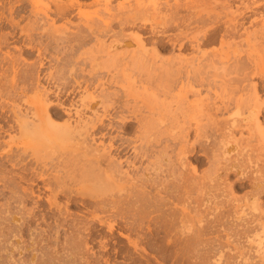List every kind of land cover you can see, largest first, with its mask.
I'll use <instances>...</instances> for the list:
<instances>
[{
	"label": "bare ground",
	"instance_id": "1",
	"mask_svg": "<svg viewBox=\"0 0 264 264\" xmlns=\"http://www.w3.org/2000/svg\"><path fill=\"white\" fill-rule=\"evenodd\" d=\"M80 1L71 0L65 5H60L59 1L58 3L55 2L53 11H55L56 17L58 16L59 19L62 18L63 20L67 18L68 20V17L75 12L73 9H79L78 12H75L77 13L76 16H78V14L81 15L83 11H80L82 10ZM111 1L113 0H105V2H107L105 5H108V2L111 4ZM150 1L141 2V0H138L135 5H131L127 8L125 3L120 2L118 11H116L117 9L114 10L112 5L111 7L106 6L108 8L106 10L108 14H105V8H101L103 9L102 14L99 13L101 9L99 11L96 10V12L98 11L97 15L104 16H98L99 19L97 15H95L99 19L98 21V19L94 17L98 21L97 24H94V13H92V17L90 14H85L87 15L86 17L90 15L87 18L88 20L86 17H83L87 21L82 24L83 26L81 25V27L77 28L76 31L73 29L75 32L72 31L70 34L69 31H66V28L62 29L59 27L60 30H65L63 31L64 34L68 32L66 34L67 36L62 32L64 36L55 35L57 31L59 33V29H56L57 31H51L54 23L52 22L53 25L52 23L46 24V21L48 22L49 19H46L44 23V20L41 19L43 16L41 17V15L45 13V10L42 11L43 13L41 15L35 13L37 16L28 31H26L24 27H21L19 21L16 20L18 16L16 12L19 10L15 5H10L9 8H7V10H10L9 16L0 17V22L11 29V31H7L8 33L0 32V53L3 52L4 46H8L15 40L17 41L21 35L25 34L28 38L27 41H29L26 45V49L29 50V52H23L22 55L26 53L28 56H32L37 53V58L41 60V58L45 56V53H48L47 50L49 48L47 45L58 41L68 45V47L65 45L67 49L65 48L64 52L69 51L67 55L69 57H64L69 60L64 63L69 67L68 69L64 66L69 74L65 75V78H63L59 77L58 72L56 73L58 77L54 76L55 73H53L54 75H49L48 73V82L52 84L50 88H48V85V87L43 86L45 83H42L43 85L41 86V82H43L40 81L43 68L42 60L39 64L36 62L37 64L33 63L28 65L29 68L32 69L30 73L34 72V75H30V73L29 75L25 74L30 70H27V72L24 70V73L22 70V75L20 70V65L24 61V59L21 58L22 55L15 57L7 51L2 53L3 57L0 58V71H2V73L0 72V76L3 78L6 77L5 84L0 83V157L4 160L2 161L3 163L0 164V187L3 186L2 188L10 192L13 200V203L7 205L3 204V206L6 205V207L0 209V221H3L0 223V241L12 240L16 234L20 233V236L16 239L17 242L11 246L12 251L10 250L11 252L17 251L19 254V256L17 255L19 259L16 257L18 260L13 262V264H27V262L28 264H42V262H45V260H38V251L36 250V246L40 245L45 238L39 240V244V236L36 239V237L33 238V235H31L30 239L28 238L31 243L27 245L26 243L29 242V240L27 239V242L24 240V234L28 232L30 236V233L33 232V225L35 226V223L39 220H41L42 223L50 222L52 220L51 218L57 215L56 213L59 212L61 214L63 211L65 214L67 211L64 210L67 207L65 206L66 208L64 207L61 211V207L63 206H61L58 201V199L60 200L62 197H66L68 202L71 203L80 197L84 205H81V207H84L83 210L92 209L91 212L93 211V214L89 213L92 214V220L100 225L107 226L111 231L115 230L121 223L109 221L110 219L105 220L107 216L106 218L102 217L104 214H112L117 217L121 216L122 220L123 218L127 219V217H130L133 222L129 219L125 224L131 226L134 224L138 225V223H140V226H143L146 225L144 223L147 222L148 225L146 227H148L147 229L153 237L160 234L159 232H162L160 229H163V233L167 235H164V238L165 236H169L168 238L170 240V238H173L172 236L170 237V233L177 223L183 224L189 220L191 222L192 220V217H187L189 214L186 209V204L191 203L192 199L195 198L192 196L193 193H198L195 198L198 205H201L199 202H202L204 195L207 196L208 203L212 201L211 199L215 200L216 203L220 196L218 192H220L221 189V192L226 189L223 187L225 186V182L228 183L227 179L229 176L234 175L237 177V179L235 177V187H237L238 190H244L249 186L252 191L242 198H237L235 193H233L234 188L232 185V189H230L231 193L229 192L230 194L228 195L229 198L226 196L227 201L225 202L224 200L225 205H223L229 210L227 214H230L231 208H233L236 213L240 210L243 214L249 210L252 214V218L249 217L251 220L246 219L247 224L244 223L243 232L241 230L242 234L240 231L237 233L240 235H248L255 231L254 229H261L264 233V202L262 200L264 199V122L261 121V117L264 116V0H188L182 2L180 0H175L174 5L167 6V8L164 9L161 8L162 3ZM236 2H239V4H236ZM37 4L38 3L35 5ZM51 4L52 3L48 4V6ZM0 5H2V2H0ZM45 5H47V3ZM39 7L41 8L40 5ZM50 8H52V6H50ZM36 9L35 7L33 15ZM183 10H188L189 15L186 17L181 16V11ZM37 12L39 13V11ZM47 14L48 13H46V15L44 14V16H48ZM38 16H40V18ZM90 17L92 18V23L89 22ZM17 19L19 18L17 17ZM82 19L80 23L83 22L84 19ZM52 20L53 19H51V21ZM158 20L160 23L157 22ZM247 24L250 25L249 28L246 27ZM44 25H49V27L52 26L51 30H48L52 32L51 35L55 31L56 33L53 34L54 36L47 35L46 29L49 27L47 26L45 28ZM135 26L139 27L136 33L131 35L125 34L128 27L132 28ZM159 26L162 28L160 31H158L157 28ZM54 27L56 28V26ZM19 29H21V33L18 37L17 30ZM175 30L179 32L175 34L173 32ZM170 31L175 35L169 36L168 34H171ZM40 32L43 34L45 33L48 37L50 36V41L52 40L54 42H47L48 44L44 46L42 42V40H44V38H42L43 34L41 35ZM50 32L48 33L50 34ZM36 35L39 36L37 37ZM103 38L112 39L111 45L109 48L107 47L109 49V52H107L110 56L113 55L112 52L117 56L118 52H120V54L122 52L127 54L125 52L129 51L130 53V49L131 52L134 51L133 53L135 54L132 55L131 60L130 58L128 59L129 61L125 60L122 62V60H118L117 65L114 66V68L120 67V71L125 74L124 76L127 75L126 77H128L131 87L133 84L134 86L140 84L144 89L147 88L146 86L152 87L155 82H157V84H162L163 82L169 84H164L165 86H154L157 91L161 87L165 88H162L163 91H159V94L161 92V95L164 96V100L161 95L157 97L158 93L154 92V89L149 91L151 93L147 92L148 90H144L142 91V93L144 92L143 96L145 95L143 99H149L150 103L147 100L146 102L149 104L143 102L145 105L141 103L140 105L142 106H140L138 104L141 102L140 100V102L133 103L134 105H129L128 100H125V98L130 96L129 94L122 93L123 91L114 92L116 90L112 92L109 88L104 87L108 81L103 79V77L101 78L99 71L105 69V67H97V69H94V67V70L92 69L93 71L90 70V72H88V76H86V73L85 75L83 74L85 69H81L79 66L77 68V62L72 61L74 59L73 53H77L80 48L87 46L88 43L94 40L97 43L103 44ZM46 39V41L49 40L48 38ZM176 43L180 44L181 47L191 45V47L198 52L197 55H192V58L189 57V59L178 57L168 61L159 59V50H150L151 52H149L147 48L148 44H153V46L155 45V47L162 49L166 48L168 45L173 47ZM216 44L220 45V48L217 50H214V48H212L213 50L211 51L203 49ZM48 46H50V44ZM59 48L61 49V47ZM135 48L138 52H136ZM114 55L113 58L111 57L114 60L113 62L116 60V56ZM5 65H7V69H3ZM143 68L148 72L147 75L145 71L147 78L143 79V77H141L138 79V75L141 76V70ZM63 69L64 68H62V70ZM78 71L82 74H78ZM62 72L64 73V70ZM138 72L140 74H138ZM158 72L160 73L159 75H157ZM9 74L12 76L10 79H8L10 77ZM61 74L60 76H62ZM183 74L185 76V82L181 79ZM66 76H69V78L66 79ZM118 76L120 75L118 74ZM255 78L259 80L256 82L253 81ZM162 79H164L163 82L161 81ZM120 81L121 79L119 80L117 77H114L112 81H109V84L113 83L114 85H119L120 89L124 90ZM178 82L185 84L181 86L177 93L173 94V91L176 89L172 91V94L166 91V89L169 90L170 87ZM2 84L4 85L2 86ZM109 86H111V84ZM100 87H102L104 92L102 91V94L96 95L95 89H99ZM140 87L138 93V90H135L137 86L132 89L131 94L136 91V93L133 94L135 98L137 94L139 99L142 98L141 96L139 97V95H142L141 90H143L140 89ZM150 87L149 89H151ZM103 88H106L111 93ZM173 88L174 87L170 89ZM91 89L95 91H91ZM206 90L208 91L207 93L213 91L212 94L214 93V96L212 95L211 97L214 98L213 100L210 98L212 102L210 99H207V96H205L207 98L201 96L204 95L201 94L203 93L201 91L206 92ZM31 93L32 96H30ZM188 93H193V96H196V98L197 96H201V98L191 100L192 98L190 99ZM77 95L81 96L78 97L79 100L76 101L75 98ZM53 97L55 99L51 100ZM151 98L152 100L154 99V101L150 100ZM169 98H171L170 102ZM158 100L161 104L157 103L159 102ZM133 101H136V99ZM19 102H21L24 107L26 105L27 108L25 107L26 109H23ZM144 110H146V114ZM194 110L199 111V113L196 114V111L193 112ZM85 112H90V115L86 116ZM201 113L202 116L200 115ZM220 113H229V117L225 115V119L228 117L226 120L221 119V117L219 118L221 120H219L218 117ZM198 114L202 117H200L201 119L204 120L205 118L208 124L205 125V122L202 120L203 126H201L202 122H199L201 119L198 121V118H196L199 117ZM223 116L222 118H224ZM10 131H16L18 137H13ZM193 132L195 133L193 136L194 139L191 141V134ZM246 133L247 136H244ZM17 134L15 135L17 136ZM129 134L131 136L133 134L134 138L128 139L127 135L129 136ZM5 135L12 137L5 140L7 138H4ZM238 135H240L239 139L237 138ZM138 141L141 142L140 146L139 143H137ZM162 144L164 146L163 148H161ZM207 147H213L211 153L208 152L210 149L207 150ZM157 148H161V150ZM171 148H175L173 150L175 156L168 153ZM200 150L205 153L199 154L201 156L203 154L204 158H206L209 161L207 162L210 164V168L207 169L209 171L206 173L204 171L202 174L200 173L201 176H199L200 174L197 172L198 168L194 167L195 165L192 167L191 164H189L191 167L190 169H192L191 172L190 169L188 171L189 167L187 166L188 156L198 151L201 152ZM199 154L198 156L201 158ZM172 157L175 159L173 160ZM199 162L201 161L199 160ZM145 163L146 166L144 167ZM8 167H10V169ZM229 180H231V178ZM230 182L231 181H229V183ZM23 183L30 184V186L23 187L21 186ZM230 185L231 184H229V186ZM3 191L2 194L5 195L6 192L4 191L5 193H3ZM225 193L227 194L228 192ZM9 200H11V198ZM9 200L8 202H10ZM31 201H34V208L32 209L30 207L25 213L24 210L28 207L25 204ZM196 202L194 203L196 204ZM43 203H46L49 208L48 210L47 206H44V210L47 208L49 213L53 212V215L51 214L53 217H49L51 219L49 221H47L48 218L44 216V213L43 216L40 217L42 214L40 208ZM193 205L194 204H192V207ZM226 209L224 208L225 211ZM87 210L85 211L87 212ZM37 211L41 212L40 216V212L37 215ZM200 212L199 214H201ZM217 212L215 213L217 214ZM233 212L232 214H234ZM227 214L225 215L224 213L222 217L224 215L227 216ZM232 214L230 215L234 217L235 214L234 216ZM71 215H69L68 218L71 217ZM59 216H57V218ZM229 216H227V218ZM64 217L66 219L67 216ZM64 217L61 219L63 222L68 220H64ZM222 220L224 221V218L218 220L219 223ZM5 221L12 222L17 230H12L10 226L4 227ZM76 221L74 223H76ZM56 222L57 221H55L52 226L59 223V221ZM63 222L59 224L63 225L61 227L56 225V235L61 233L60 229L66 228ZM203 222L201 221V225ZM228 222L230 223L229 220ZM159 223L163 226L160 227L161 225H159L160 229L157 225ZM37 224L39 225L40 223ZM90 224L93 226L92 223ZM75 225L76 224H72V226ZM80 225L78 228L79 231L81 230ZM85 225L87 226L88 223L84 224L82 227ZM137 225L133 226V228H136ZM185 225L187 228V223ZM42 226L41 229L44 228V226ZM69 226L67 227L69 228ZM152 226L158 227V234L156 233L158 230H155ZM35 227L36 229L38 228L37 225ZM46 227L44 230H46ZM207 227L206 229H208ZM84 228H82V231ZM230 228L234 230V227ZM206 229L203 228L200 230L203 231ZM87 230L88 231H84L86 236L85 239H83L85 241L87 237H90L86 234L90 231L89 227ZM129 230L133 231L132 229ZM140 230H138V232H140ZM174 230L177 232L176 229ZM182 230H184V228ZM51 231L54 233L55 230ZM71 231L72 230H70V233H72ZM82 231H80V233H82ZM136 231L137 230H135V232L133 231L135 235L139 234ZM41 232L43 235L42 230ZM46 232L45 234L48 236V232L50 231ZM74 232L76 234H70V236L74 235L72 236L73 238L69 236V240L73 239V242H75L74 238L77 237L78 234L77 231ZM146 232L143 234L145 235ZM212 232L211 230V233ZM125 233L127 234V232ZM130 233L132 234V232ZM130 233L128 232V234ZM180 234L182 235L183 231ZM140 235L138 236L140 237ZM162 235L163 234L158 235V237ZM202 235L199 232V234L196 235V240L203 241L201 240ZM229 235L230 234L227 236ZM231 236L233 235L231 234ZM142 237L144 238V236H141V238ZM80 238V242L83 243L82 237ZM47 239L49 238L47 237L46 241ZM146 239H148L147 234ZM155 239L158 240L160 238ZM192 239H189L190 242ZM263 239H257L258 247L256 249L262 247ZM53 240L56 243V239L53 238ZM53 240L51 242H53ZM69 240H67V243ZM80 242H76L75 245L73 243L74 246H72L74 249L77 243L79 247H82L80 246L82 244ZM138 243H140L139 240ZM46 244H48V242L45 243V245ZM50 244L48 246H51L53 243ZM60 244L64 245L63 243ZM86 244L84 246H86ZM188 244L189 241L187 245ZM187 245L185 246L186 249L192 248L191 245H189L190 247H187ZM193 245L194 243L192 246ZM8 246L10 245L8 244ZM44 246L43 248L41 247L42 252L49 250V248H45ZM72 246H70V248ZM78 246L76 249L77 251L79 250ZM51 247L53 248V245ZM54 247L56 248V246ZM88 247L89 246H87V248ZM43 249L47 250L43 251ZM69 250L70 249H66L68 252ZM72 250H70V252ZM79 251L83 252V250ZM58 252V256L62 255L59 250ZM75 252L72 254L73 259L74 255L78 256L77 252ZM82 252H79V254L81 255ZM84 253L83 255L85 256ZM28 254L31 260L28 258ZM54 254L56 255V253ZM260 254L264 258V252L263 255L261 252ZM26 255L27 258L25 257ZM65 255L68 256L70 253ZM24 257L26 259H24ZM49 257L51 258L50 255L48 258ZM2 258H4V256ZM40 258L42 259V256H40L39 259ZM48 258H46V260H48ZM63 258L65 259L66 257ZM27 259L29 260L26 261ZM56 259H58V257ZM75 259L78 260L77 258ZM12 260H14V258ZM60 260L59 258V261ZM262 260L259 264H261ZM81 261H83V259ZM62 262L60 264H62ZM80 263L81 262H79V264Z\"/></svg>",
	"mask_w": 264,
	"mask_h": 264
},
{
	"label": "rangeland",
	"instance_id": "2",
	"mask_svg": "<svg viewBox=\"0 0 264 264\" xmlns=\"http://www.w3.org/2000/svg\"><path fill=\"white\" fill-rule=\"evenodd\" d=\"M52 1V2H51ZM58 1H59V4L60 5H65V4H68L71 0H0V2H2V5H0V17H6V16H9V9L7 10V8H9V6L10 5H15V6H17L18 7V10L19 11H17L16 12V14L18 15L17 17L19 18V19H17V17H16V20L17 21H19V23H20V26L21 27H24L25 28V30L26 31H28L30 28H31V26H32V24H33V21L35 20V18H36V14L35 13H37L38 15L40 14H42L43 12L42 11H44L45 10V13H43L42 15H41V17L43 16V17H48V18H41L42 20H44V23H45V20L47 19H49L48 20V22L46 21V24L47 23H54V26H56V28L53 26V28H52V30H51V27H49V25H44L45 26V28L48 26L49 28H47L46 29V33H47V35H51V33L52 32H50L49 30H51V31H53V30H55V31H57L58 29H59V33H58V31H57V33L54 31V33L53 34H55V35H57V36H60V35H63L64 34V32L63 31H65V30H60V28L59 27H61L62 29H65L66 28V31H69V33L71 34L72 33V31H73V29H75V31H76V29L77 28H79V27H81V25L85 22V21H87L88 19V17L91 15V17H92V13H94L93 15V19H95L94 17H96L95 15H97V12L101 9V8H105L104 10H105V12H106V10L108 9L106 6H109V7H111V5L114 7V10L115 9H117L116 11H118V8H119V6L118 5H120V2L121 3H125L126 5V8L127 7H129V6H131V5H135V3H137L138 2V0H113V1H111V4H110V2H108L109 4L108 5H105V4H107V2H105V0H104V3H103V0H79L80 1V3L82 4V7H81V9L82 10H80V11H83L82 13H81V15H79L78 14V16H76L77 15V13H75V12H78L79 11V9H73V11H75L74 13H73V11H72V13L73 14H75V15H73L72 13V15L70 16V17H68V20H67V18H64V20L62 19V18H60L59 19V17L57 18L56 17V13H55V11H53V9L55 8V5H54V3L55 2H57L58 3ZM78 1V0H77ZM101 1H102V3H103V5L105 6H103L102 5V3H101ZM106 1H108V0H106ZM150 0H141V2H149ZM181 2L182 1H188V0H180ZM150 2H158V3H162V7L161 8H167V6H172V5H174L175 4V0H151ZM36 3H38L37 5H35ZM42 3V4H41ZM47 3V5H45ZM50 3H52L50 6H52V8H50V6H48V4H50ZM6 4V5H5ZM99 4V5H98ZM236 4H239V2L237 3L236 2ZM39 5L41 6V8L39 7ZM45 5V6H44ZM100 5H102V6H100ZM163 5H164V7H163ZM37 8L36 9V11L34 12V15H33V10L35 9V7ZM47 6H48V8H47ZM54 6V7H53ZM166 6V7H165ZM43 7V8H42ZM112 7V8H113ZM34 8V9H33ZM112 8H109V9H112ZM33 9V10H32ZM103 9H101L100 11L101 12H99L100 14H102L103 12H102V10ZM41 10V11H40ZM50 10V11H49ZM96 10H98L97 12H96ZM113 10V9H112ZM128 10V9H127ZM37 11H39V13L37 12ZM47 11V12H46ZM85 11V12H84ZM115 11V12H116ZM41 12V13H40ZM104 12V13H105ZM114 12V11H113ZM46 13H48L47 15L48 16H44V14L46 15ZM84 13V14H83ZM85 14H90L88 17H86L87 15H85ZM105 14H108V12H106ZM104 14V15H105ZM189 15V11L188 10H183V11H181V16H184V17H186V16H188ZM80 16V17H79ZM99 15H97V17H98ZM102 16V15H101ZM101 16H99V17H101ZM39 18H40V16H38ZM75 17V18H74ZM83 17H86V19L85 18H82ZM89 18V22H91L92 23V21H91V19L92 18ZM96 17V18H97ZM98 17V18H99ZM102 17H104V16H102ZM97 18V19H98ZM51 19H53L52 21H51ZM54 19H55V21H54ZM72 19V20H71ZM83 20V22L82 23H80L81 21L80 20ZM100 19V18H99ZM99 19H98V21H99ZM67 23H66V22ZM96 21V22H95ZM98 21L95 19L94 20V24L96 23H98ZM22 22V23H21ZM56 22V23H55ZM71 22V23H70ZM75 24H73V23ZM158 23H160V21L158 20L157 21ZM53 23H52V25H53ZM63 23H65V24H63ZM69 23V24H68ZM67 24V25H66ZM71 24H73L74 25V27H73V25H71ZM78 24H80V25H78ZM249 24H247L246 25V27L247 28H249L250 27V25L248 26ZM67 26V27H66ZM71 26V27H70ZM75 26H76V28H75ZM78 26V27H77ZM83 26V25H82ZM58 27V28H57ZM67 28H68V30H67ZM69 28H70V30H69ZM115 28H116V26H115ZM158 28V31H160L162 28L159 26V27H157ZM49 29V30H48ZM57 29V30H56ZM251 29V28H250ZM2 30V31H1ZM21 29H19V30H17L18 31V37H19V34L21 33V31H20ZM48 30V31H47ZM139 30V27H137V26H135V27H128L127 29H126V32H125V34H129V35H131V34H134V33H136L137 31ZM7 31H11V29L8 27H6V26H4V24L2 23V22H0V32H5V33H8ZM71 31V32H70ZM75 31H73V32H75ZM48 32H50V34L48 33ZM63 34H62V33ZM175 34H176V32H177V30H175V31H173ZM172 31H170V33L171 34H168L169 36H173V35H175L174 33H173ZM179 32V31H178ZM177 32V33H178ZM66 33V32H65ZM68 33V32H67ZM66 33V34H67ZM31 34V33H30ZM33 34V33H32ZM40 34L42 35L43 33H41L40 32ZM52 34V35H53ZM59 34V35H58ZM66 34H64L65 36H67ZM40 35V36H41ZM45 33L43 34V37L42 38H44V40H42V42H43V44H44V46H45V44L47 45L49 42H54V41H50V36L48 37ZM51 35V36H52ZM63 35V36H64ZM37 37L39 36V35H36ZM44 36H47V37H44ZM54 36V35H53ZM46 38H48L49 40L48 41H46L47 39ZM46 39V40H45ZM26 40V41H25ZM28 40V38H27V35L25 34V35H21L20 36V38L16 41H13V42H11L8 46H4V48H3V52L2 53H5V52H9V53H11V55H13V56H17V57H19L20 55H22V53L23 52H29V50H27L26 49V45L29 43V41H27ZM102 40H104V42H103V44H100L99 42L97 43L95 40L94 41H92V42H90V43H88L87 44V46H84V47H82V48H80L78 51H77V53H73L74 54V59L72 60V61H76L77 62V68H78V66H79V68H81V69H85L84 71V75H85V73H86V76H88V72H90V70H92L94 67V69H97V67L98 68H100V67H105V69H101L100 71H99V73L101 74V78L103 77V79H106L107 81H108V83L104 86V87H106V88H109L112 92L114 91V90H116V91H114V92H119V91H123L122 93H126V94H129L130 96L129 97H127V98H125V100L127 99L128 100V102H129V105L131 104V105H134L135 104V102H140V100H141V102L140 103H138L139 105L141 104V103H143V102H146L147 100H148V102L150 103V101H149V99H143L144 97H145V95L143 96V93H142V91H144V90H148L147 92H149V91H151L152 89H156L154 86H165V85H167V84H165V82H163V80L164 79H162L161 81L163 82L162 84L160 83V84H157V82H155L154 84H153V86L152 87H154V88H152V87H150V86H146L147 88H142V85H140V84H138L139 85V87H140V89H143V90H141V93H142V95H139V97L141 96L142 98L141 99H139L138 98V94L136 95V98H135V96L133 95L134 93H136V91H137V93L139 92V87H138V85H136L137 86V88L135 89L136 91H134V93H132L131 94V92H132V89L134 88V87H136V86H134V84H133V86L131 87V85H129V80H128V77H126V76H124L125 74L122 72V71H120L121 70V68L120 67H118V68H114V66H116L117 65V62H118V60H122V62L123 61H127L129 58H130V60H131V57H132V55H134L135 53H133L134 51H132L131 52V49H130V53H129V51L128 52H125V53H127V54H124L123 52L120 54V52H118V51H116V52H118V54H117V56L116 55H114V53L112 52V54L114 55V56H116V60H115V62H113L114 60L112 59L113 58V55L112 56H110V55H108V52H109V46L111 45V43H112V39H109V38H103ZM26 42V43H25ZM48 42V43H47ZM59 42V43H58ZM58 42H54V43H49L50 44V46H48L47 45V47L49 48L47 51H48V53L46 52L45 53V56L44 57H42L41 58V60H42V62H43V68H42V74H41V80L40 81H43V82H41V86L43 85L42 83H45L43 86H45V87H48V88H50V87H52V84L51 83H49L48 81H49V76H48V73H49V75L50 74H52V75H54L53 73H55V77H58V75H59V77H63V78H65V75H67V74H69V72L67 71V69H65V67L66 68H68L69 69V67H67L64 63H65V61H69V60H67V59H65L64 57H66V58H68L69 56H67L68 54H69V51H65L64 52V50H65V48L67 49V47H68V45H66L65 43H62L61 41H58ZM55 43H57V44H55ZM101 46H100V45ZM17 45V46H16ZM25 45V46H24ZM67 47H66V46ZM219 46V47H218ZM58 47V48H57ZM59 47H61V49L59 48ZM108 47V48H107ZM147 48H148V51L149 52H151L152 50H159L158 52H159V54H160V58L159 59H165V60H168V61H170V60H172V59H174V58H182V59H185V58H188L189 59V57L190 58H192V55L193 56H195V55H197V53L198 52H196L194 49H193V47H191V45H186V47H181V45L180 44H178V43H176V45H173V47L172 46H170V45H168L166 48H162V49H160L159 47H155V45L153 46V44L151 45V44H148L147 45ZM159 48V49H158ZM212 48H214V50H217V49H219L220 48V45L219 44H216V45H214V46H208V47H205V48H203V49H205L206 51H211V50H213ZM21 49H22V51H21ZM63 51V54H65V55H63L62 54V51ZM135 50H136V52H138L137 51V49L135 48ZM139 50V49H138ZM151 50V51H150ZM58 51V52H57ZM102 51H105V52H102ZM108 51V52H107ZM113 51V50H112ZM61 52V53H60ZM2 53H0V58H2L3 57V54ZM54 53V54H53ZM67 53V54H66ZM76 54V55H75ZM120 54V55H119ZM124 54V55H123ZM60 55V56H59ZM61 57V58H60ZM112 57V58H111ZM163 57V58H162ZM22 59H24V61L22 62V64L20 65V70H21V74L23 75V73H24V70L27 72V70H30V71H28V73H25V74H28L29 75V73L30 72H32L31 70L32 69H30L29 68V64H33V63H36V62H38V64H39V62L41 61L39 58H37V53L36 54H34V55H32V56H28L26 53L25 54H23L22 55V57H21ZM73 58V57H72ZM125 58V59H124ZM124 59V60H123ZM129 61V60H128ZM62 62V63H61ZM159 62H160V60H159ZM67 63V62H66ZM114 63V64H113ZM125 63V62H124ZM37 64V63H36ZM79 64V65H78ZM160 64V63H159ZM27 66H28V68H27ZM38 66V65H37ZM65 66V67H64ZM112 66V67H111ZM62 68H64L63 70H64V73L62 72L63 70H62ZM3 69H7V65H5L4 66V68ZM61 71H60V70ZM93 69V70H94ZM114 69H118V70H114ZM0 70H1V68H0ZM22 70H23V73H22ZM65 70H66V72H68V73H66L65 72ZM92 70V71H93ZM142 73H141V76L140 75H138L139 77H138V79H140L141 77H143V79H146L147 78V76L145 75V69L143 68L142 70ZM141 71H139V72H141ZM1 73H2V71H0ZM58 72V75L56 76V73ZM138 72V74H140ZM34 73V72H33ZM33 73H30V75L31 74H33ZM62 75V76H60V74ZM66 73V74H65ZM148 72L146 71V74H147ZM35 74V73H34ZM33 74V75H34ZM78 74H82V73H80L79 71H78ZM118 74L120 75V76H118ZM160 73L158 72L157 73V75H159ZM10 75V74H9ZM9 75H8V77H9ZM45 75V76H44ZM64 75V76H63ZM148 75V74H147ZM43 76H44V78H43ZM81 76V75H80ZM85 76V77H86ZM12 76L10 75V77L8 78V79H10ZM114 77H117V79H121V86L123 87V89L124 90H121L120 89V86L119 85H114L113 83H110L111 84V86H109L110 84H109V81H112L113 80V78ZM184 77V78H183ZM69 78V76L67 77L66 76V79H68ZM100 78V77H99ZM44 79V80H43ZM46 79V80H45ZM48 79V80H47ZM142 79V80H143ZM154 79V78H153ZM166 79V78H165ZM182 81L184 80V82H185V76H184V74H183V76H182ZM105 80V81H106ZM123 80V81H122ZM125 80V81H124ZM166 80H168V79H166ZM259 79L258 78H255L253 81H258ZM128 83H127V82ZM161 81H159V82H161ZM4 82H6V77L5 78H3L2 76H0V83H4ZM48 83V84H47ZM170 83V82H169ZM5 84V83H4ZM4 84H2V86L4 85ZM109 84V85H108ZM131 84V83H130ZM165 84V85H164ZM178 84V85H177ZM177 84H174L172 87H174L173 89H170V88H172V87H170L169 88V90H167L166 89V91L167 92H171V94H172V91L174 90V89H176V90H174L173 91V94L174 93H177L179 90H180V88H181V86H183L185 83H181V82H178ZM180 84V85H179ZM182 84V85H181ZM48 85V86H47ZM169 85V84H168ZM171 85V84H170ZM179 87H177V86ZM109 86V87H108ZM143 86H145V85H143ZM1 87V86H0ZM149 87L151 88V89H149ZM104 89V90H106L107 92H110V91H108L107 89ZM162 88L163 87H161L158 91L157 90H153L154 92H157L156 94H157V97H158V95H161V92H160V94H159V91H161L162 90ZM158 89V88H157ZM163 89H165V88H163ZM96 90V91H95ZM95 90H93V89H91V91H95V94L96 95H100V94H102L104 91L102 90V87H100L99 89H95ZM101 92H100V91ZM204 90V89H203ZM103 91V92H102ZM106 91H105V93H106ZM163 91V90H162ZM205 91V90H204ZM204 91H201V92H203V93H201V94H204V95H201V96H207V97H205V98H207V99H210V98H212V100H213V98L214 97H211L212 95L214 96V93L212 94V92L210 91L209 93H207L208 91L206 90V92H204ZM120 92V94L122 95V93ZM147 92H145V93H147ZM164 92H165V90H164ZM111 93V92H110ZM149 93H151V92H149ZM153 93V92H152ZM78 94H81V93H78ZM140 94V93H139ZM155 94V95H156ZM162 94H163V92H162ZM189 94V93H188ZM192 94V95H191ZM191 94H189L188 96L190 97V99L191 100H194L195 98H196V96H193L194 94L193 93H191ZM209 96H208V95ZM150 95V94H149ZM149 95H147L148 97H150ZM151 95H154V94H151ZM30 96H32V93L30 94ZM81 96V95H80ZM80 96H78L77 95V97L76 98H78V97H80ZM201 96L199 97V96H197V98L196 99H199V98H201ZM264 96V95H263ZM153 97V96H152ZM161 97H163V100H164V96H162L161 95ZM194 97V98H193ZM75 98V100L77 101V100H79V98L78 99H76ZM133 98H135L136 99V101H133V100H135V99H133ZM138 98V99H137ZM159 98H160V96H159ZM205 98H203V99H205ZM55 98L53 97L51 100H54ZM156 99V98H155ZM263 99H264V97H263ZM71 100V99H70ZM142 100H144V101H142ZM150 100H152V98L150 99ZM160 100V99H159ZM158 100V101H159ZM190 100V101H191ZM212 100L210 99V101L212 102ZM19 101V100H18ZM17 101V102H18ZM152 101H154V99L152 100ZM168 101V100H167ZM171 101V98H169V102ZM162 102V101H161ZM169 102H167V103H169ZM20 103V105L22 106V108L23 109H26L27 108V106L25 105V107H24V105L21 103V102H19ZM134 103V104H133ZM149 103H147L146 102V104H149ZM154 103V102H153ZM157 103H160V101L159 102H157ZM18 104V103H17ZM161 104V103H160ZM142 105H145L144 103L142 104ZM142 105H140V106H142ZM174 105V104H173ZM10 106H11V104H10ZM143 108H144V106H143ZM145 111V114L147 113L146 112V110H144ZM196 110H194L193 112H195ZM197 113H199V111H196V114ZM195 114V115H196ZM222 113H220L218 116V119L221 117V119H224V120H226L228 117H229V113H224V114H222ZM85 115L87 116H89L90 115V112H85ZM199 115V114H198ZM201 116H202V113L200 114ZM199 115V117H196V118H198L197 120L199 121L202 117ZM224 115V116H223ZM225 115L227 116L228 115V117L225 119ZM204 116V115H203ZM222 116L224 117V118H222ZM201 117V118H200ZM205 117V116H204ZM203 117V118H204ZM221 119H219V120H221ZM202 120L203 119H201V121H199V122H202ZM204 122H205V125L206 124H208V122H207V120L205 121V118H204V120H203ZM261 121H263L264 122V116L263 117H261ZM194 125V124H193ZM204 125V126H205ZM201 126H203V122H202V124H201ZM164 129V128H163ZM13 132V133H12ZM14 132H15V134H17L16 133V131H10V134L13 136V137H18V134H17V136L14 134ZM194 132L191 134L192 136H191V141H192V139H194ZM12 136H9V135H5V137L4 138H6L5 140H8V139H10V137H12ZM131 135L129 134V136L127 135V137H128V139H130V138H134L133 136V134H132V136L130 137ZM239 136L240 135H238V139H239ZM244 136H247V133L244 135ZM246 138V137H245ZM137 143H139V146L141 145V142L140 141H138ZM165 145V144H164ZM241 145V144H240ZM138 146V145H137ZM162 146V147H161ZM161 146H159V147H161V148H163L164 146H163V144L161 145ZM209 146H211V145H209ZM213 146V145H212ZM244 147V146H243ZM161 148L160 149H158V150H161ZM215 148V147H214ZM175 148H171V149H169V151H168V153L169 154H171L172 156H175V152L173 151ZM207 150H209L210 149V151H208V152H212L211 150L213 149V147H207L206 148ZM1 151V150H0ZM172 151H173V153H172ZM201 151V150H200ZM206 151V150H205ZM199 153H203V151H201V152H195L194 154H190L189 156H188V161H187V163H188V171H189V169L191 168L190 166H189V164H191V166L193 167L194 165V167H196V168H198L197 169V172H198V174H202V172L204 173V171H205V173L207 172V171H209V170H207V169H209L210 168V164L208 163L209 161L206 159V158H204V153L202 154V156L199 154ZM219 153V152H218ZM30 154H32V153H30ZM198 154L201 156V158H199V156H198ZM191 156V157H190ZM197 158V159H196ZM172 159L174 160L175 158L174 157H172ZM203 159V160H202ZM199 160L201 161V162H199ZM2 161H4L1 157H0V164L1 163H3ZM204 161V162H203ZM208 161V162H207ZM186 163V164H187ZM193 164V165H192ZM146 166V163H145V165H144V167ZM9 169H10V167H8ZM191 170L192 169H190V172H191ZM203 170V171H202ZM50 171H52V170H50ZM16 172H17V170H16ZM140 174H141V172H140ZM201 174L199 175V176H201ZM235 175L234 176H229V178L227 179V181H228V183H229V181H231L229 184H231L230 186H229V184L228 183H226L225 182V186H223L224 188H226L225 190H224V188H223V192H221L222 191V189H221V191L220 192H218V195H222L221 197L219 196L218 197V199H217V201H216V203H215V200H213V199H211L212 201H210L209 203H208V199H207V196L206 195H204V197H203V195H202V197L204 198V199H202V202H199L201 205H198L197 204V202H196V200H195V198L197 197V194H195V192L193 193V198L194 199H192V202L191 203H188V204H186V209H187V212H188V214L189 215H187V217L189 216V217H192L191 219V222H190V220L188 221V222H185V223H177V225L179 224L180 226H181V228H180V226L178 225V227H177V225L173 228V230H172V232L170 233V234H168V235H170V237L172 236L173 238H170V240H169V236L168 237H166L167 235L166 234H164L163 233V229H160V227H163L162 226V224L161 223H159V224H157L158 225V227H159V225H161L160 227H159V229L160 230H162V232H159V230H158V227H154V226H152V227H154L155 228V230L157 229L158 231H156V233L158 234V232L160 233V234H158V235H161V234H163L162 236H159L158 237V235L156 236V237H153L151 234H150V232L148 231V227H146L148 224H147V222H145L144 224H146V225H139L140 223H138V225H137V227L134 229L133 228V226H136L135 224L134 225H126L125 224V222L127 223L128 221H129V219H130V217H127V219H124L123 218V220H122V218H121V216H119V217H117L116 215H112V214H102L101 216L102 217H104V218H106V216H107V218L105 219V220H109V221H116V222H118L119 224L121 223V225H119V226H117L116 227V229L115 230H113V231H111V230H109L108 228H107V226H104V225H100L99 223H97L96 221H93L92 220V214H93V211L91 212V210L92 209H90V210H87V209H84L83 210V204H82V199L79 197V198H77V200L78 199H80V200H74L72 203L71 202H68V200H67V198L66 197H62V198H60V200L58 199V201L60 202L59 204L61 205V206H63V207H61V211H62V209L65 207L66 209L64 210V211H67V212H65V214H64V212L62 211L61 212V214H62V216H61V214L58 212V213H56L55 215L56 216H52L53 214V212H50L49 213V208H48V206H47V204L46 203H43V205L41 206V208H40V211L42 212V214H41V212L40 211H37V215H38V213H39V216H40V214H41V216L40 217H42L43 216V213H44V216H46L47 218H48V220L47 221H49V220H51L50 222L51 223H53V224H51L50 222H41V220H39L38 222H36L35 223V226L37 225V229H36V227L33 225V232H31L30 233V236L28 235V232L27 233H25L24 234V240H26V242L30 239V237H31V235H33V238H35L36 237V239H37V237L39 236V238L40 239H38V242H39V244H40V241L39 240H43L44 238V243H43V241L41 242V244L43 243V245L41 246V244L40 245H38V246H36V250L38 251L37 252V254H38V260H45V262H42V264H53V262H54V264H57V263H61L62 261H64V262H62V264H79V262H81L80 264H221L222 262V264H259L260 263V261L262 260V258H263V256H261V254H260V252L262 253V255H263V252H264V233H263V231L261 230V229H254L255 231H253V232H251V233H249L248 235L246 234V235H240L239 233H237V232H239L240 231V233L242 234V232H243V229H244V223H246L247 224V220H251V218H252V214L250 213V211L249 210H247L246 211V213H242V212H240V210H238V213H236V211L233 209V208H231L230 209V211L231 212H229L230 214H232V212L235 214V216H234V214H232L234 217H232L230 214H227L228 213V209H226V207H224L223 205H225V202L227 201V197H228V195L231 193V191H230V189H232V185H233V193H235V196L237 197V198H242V197H244V195H246L247 193H249L250 194V192L252 191V189H251V187H249V186H247L244 190H238V188L237 187H235V183H236V179H237V177H236V179H235ZM231 178V180H229ZM230 187H228L227 185ZM21 185V184H20ZM25 185V186H24ZM28 185V186H27ZM21 186H23V187H29L30 186V184H22ZM228 187V189H227V187ZM3 186H1L0 187V209H3V207H6V205L7 204H11V203H13V200H12V195H11V193L10 192H8L7 190H5L4 188H2ZM6 192H4V191ZM229 190V191H228ZM2 191H3V193H5V195H3L2 194ZM225 192H228L227 194L225 193ZM230 192V193H229ZM7 194V195H6ZM48 194V193H47ZM3 195V196H2ZM194 195H196V196H194ZM225 195V196H224ZM11 196V197H10ZM227 196V197H226ZM232 196V195H231ZM7 197H8V199H7ZM11 198V200H9L10 198ZM229 198V197H228ZM220 199V200H219ZM7 200V201H6ZM8 200L10 201V202H8ZM200 200V199H199ZM204 200V201H203ZM224 200H225V202H224ZM263 200V202H264V199H262ZM201 201V200H200ZM31 202H33V203H31ZM31 202H29V203H26L25 205L26 206H28L27 208H26V206H25V213L28 211V209H30V207L33 209L34 207V201H31ZM77 202V203H76ZM80 202V203H79ZM194 202H196V204L194 203ZM207 202V203H206ZM71 203V204H70ZM211 203V204H210ZM3 204H6V205H4L3 206ZM29 204V205H28ZM33 204V205H32ZM46 204V205H45ZM192 204H194L193 205V207H192ZM210 204V205H209ZM221 204V205H220ZM81 205H83L82 207H81ZM220 205V206H219ZM1 206H2V208H1ZM44 206H47V208H48V210H47V208H46V210H44L45 209V207ZM79 206V207H78ZM173 206V205H172ZM195 206V207H194ZM201 206V207H200ZM206 206V207H205ZM217 206V207H216ZM180 207H181V205H180ZM198 207H200L201 208V210H200V208H198ZM44 208V209H43ZM82 208V209H81ZM193 208H197L196 210L195 209H193ZM224 208L226 209V211L224 210ZM5 209V208H4ZM220 209V210H219ZM221 209H223V210H221ZM85 210H87V212L85 211ZM207 212H206V211ZM24 211H22V212H24ZM83 211V212H82ZM201 211V212H200ZM218 211V212H217ZM223 213H222V212ZM225 211V212H224ZM21 212V213H22ZM46 212V213H45ZM71 212V213H70ZM195 214H194V213ZM197 212V213H196ZM199 212L201 213V214H199ZM215 212H217V214H218V216H217V214L215 213ZM49 213V214H48ZM70 213V214H69ZM84 215H83V214ZM89 213H92V214H89ZM211 213V214H210ZM225 213V215L227 214V216H229L228 218H227V216H223L222 217V215ZM52 214V215H51ZM71 215V217H72V219H76V220H80L79 222L78 221H76L75 219L74 220H72L71 219V217H69L68 218V216L69 215ZM74 214V215H73ZM79 214V215H78ZM85 214H86V217H87V219H89V220H87L86 219V217H85ZM194 214V215H193ZM239 214H240V216H239ZM247 214V215H246ZM23 215V214H22ZM25 215V214H24ZM49 215H51V216H49ZM60 215V216H59ZM190 215H193V216H190ZM238 217H237V216ZM57 216H59L58 218H57ZM64 216H67L66 217V219H65V217ZM84 216V217H83ZM109 216V217H108ZM113 216V217H112ZM204 216V217H203ZM221 216V217H220ZM49 217H53L54 219H56V220H54L53 218H49ZM61 217V218H60ZM62 217H64V220H67V221H64L63 222V220H61L62 219ZM90 217V218H89ZM112 217V218H111ZM188 217V218H189ZM212 217V218H211ZM237 217V218H236ZM240 217V218H239ZM242 217V218H241ZM243 217H244V219H243ZM249 217H251V218H249ZM117 218V219H116ZM120 220H119V219ZM205 218V219H204ZM223 219L224 218V221L222 220V221H220V223H219V221L218 220H220V219ZM226 218V219H225ZM60 219V220H59ZM112 219V220H111ZM204 219V220H203ZM214 219V220H213ZM247 219V220H246ZM72 220V221H71ZM124 220H127V221H124ZM216 220V221H215ZM228 220L230 221V223L228 222ZM55 221H59V223H57V224H55V226H52V225H54V222ZM76 221V223H74ZM82 221V222H81ZM83 221H84V223H83ZM89 221V222H88ZM91 221V222H90ZM120 221V222H119ZM123 221V222H122ZM130 221H132L131 219H130ZM201 221L205 224V226H204V224L202 223V225H201ZM242 221V222H241ZM246 221V222H245ZM1 222H3V221H0V223ZM63 222V224L65 225L64 227H66V228H64V229H60L61 230V233H59L58 235H56V225H58V227H61V226H63L62 224L61 225H59L60 223H62ZM73 222V223H72ZM88 223V227H89V230L91 231H89V232H87L86 234H87V236H90L89 238L87 237L86 238V241H88L89 242V244H88V242H86L84 239H85V233H84V231H88L87 230V226L85 227L86 228V230H85V228L84 227H82L84 224H87ZM94 222V223H93ZM133 222V221H132ZM132 222H129V223H132ZM216 222H218V223H216ZM225 222V223H224ZM5 223V225H4V227H6V226H10L11 228H12V230H17V228H15L14 227V225H13V223L12 222H9V221H5L4 222ZM37 223H40L39 225L37 224ZM48 223V224H47ZM50 223V224H49ZM71 223V224H70ZM90 223H92L93 224V226L90 224ZM97 223V224H96ZM123 223V224H122ZM187 223V228H186V224ZM200 223V224H199ZM237 223V224H236ZM9 224V225H8ZM43 224H46V225H43ZM69 224H70V226H69ZM72 224L74 225V224H76L75 226H72ZM81 226V230L80 231H82V228H84L83 229V231H82V233H80V231H79V225ZM182 224V225H181ZM228 224H229V226H230V224H231V226L230 227H234V230H232L233 228H230L229 226H228ZM13 227H12V226ZM43 225L44 226V228L43 229H41V226ZM48 225V226H47ZM89 225H91V226H89ZM123 225V226H122ZM156 225V226H157ZM196 225V226H195ZM201 225V226H200ZM207 225H208V227H207ZM234 225H236V226H234ZM1 226V225H0ZM42 226V227H43ZM50 227V228H52V229H50V228H47V227ZM52 226V227H51ZM67 226H69V228L67 227ZM104 226V227H103ZM121 226H122V230H121ZM127 226H129V227H127ZM146 228H145V227ZM193 226V227H192ZM213 226H215V227H213ZM227 226V227H226ZM40 227V228H39ZM45 227H46V230H44L45 229ZM71 227V228H70ZM95 227V228H94ZM101 227V228H100ZM125 227V228H124ZM132 227V228H131ZM140 227V228H139ZM144 227V228H143ZM178 229H177V228ZM199 227V228H198ZM206 227L209 229V231H208V229H206ZM35 228V229H34ZM55 228V229H54ZM68 228V229H67ZM77 228V229H76ZM117 228H118V230H117ZM127 228V229H126ZM132 229L134 232H135V230H137L136 232H138V230H140V232H138L139 234H136L135 235V233L133 232V231H131V230H129V229ZM138 228V229H137ZM154 228H152V229H154ZM184 228V230H182ZM203 228H205L206 230H203V231H201L200 229H203ZM66 229V230H65ZM72 230L71 232L72 233H70V230ZM124 229V230H123ZM147 230V232H146V230ZM174 229H176L177 230V232L174 230ZM180 229H181V231H180ZM186 229H188V230H186ZM227 229H228V231H227ZM39 230H40V232H39ZM41 230L43 231V235L41 234L42 232H41ZM51 230H55L54 231V233H52L53 231H51ZM77 231V237H75L74 239H75V242H73L74 240L73 239H71V240H69V238L71 237V238H73L72 236H74V235H72V236H70V234H76L74 231ZM145 230V231H144ZM179 230V231H178ZM199 230V231H198ZM211 230L213 231L212 233H211ZM241 230H242V232H241ZM46 231H50V232H48V236H46L47 234H45V232ZM66 233H64V232ZM69 233H68V232ZM94 231V232H93ZM123 231V232H122ZM141 231H142V234H141ZM174 231V232H173ZM182 231H183V234L181 235L180 233H182ZM186 231V232H185ZM189 231V232H188ZM226 231V232H225ZM262 231V232H261ZM93 232V233H92ZM125 232H127V234L125 233ZM128 232L130 233V232H132V234L130 233V234H128ZM146 232V234H147V238L148 239H146V234L144 235L143 233H145ZM192 232V233H191ZM199 232L201 233V235L203 234L204 235V237H203V235H202V238H201V240H203V241H197L196 240V235H198L199 234ZM209 232H210V234H209ZM234 234H233V233ZM35 233V234H34ZM47 233V232H46ZM80 233V234H79ZM90 233V234H89ZM148 233H149V235H148ZM174 233H175V235H174ZM189 235H188V234ZM207 233V234H206ZM219 233V234H218ZM55 234V235H54ZM83 236H82V235ZM95 234V235H94ZM134 234V235H133ZM141 234V235H140ZM194 234V235H193ZM228 234H230L229 236H227ZM231 234L233 235V236H231ZM256 234H259V235H256ZM29 237H28V236ZM35 235V236H34ZM51 235V236H50ZM52 235H53V237H52ZM81 235V236H80ZM92 235V236H91ZM130 235H132V236H130ZM138 235H140V237L138 236ZM151 235V236H150ZM164 235H166L165 236V238H164ZM186 235H187V237H186ZM235 235V236H234ZM18 236H20V233H18V234H16V236L12 239V240H2V241H0V246L2 247V249H1V247H0V251H1V255H0V257H1V259H0V264L2 263V264H13V262H15L16 260H18L19 259V254H18V252L17 251H14V252H11L12 250H11V246H13V244L14 243H16L17 242V237ZM42 238H41V237ZM44 236H46V237H44ZM56 236V237H55ZM58 236V237H57ZM60 236V237H59ZM70 236V237H69ZM82 237V241H83V243L82 242H80L81 241V238L80 237ZM111 236H113V237H111ZM136 236V237H135ZM141 236H144V238L142 237L141 238ZM192 236H194V237H192ZM231 236V237H230ZM241 236V237H240ZM49 238V239H47V241H46V238ZM132 237V238H131ZM150 237V238H149ZM228 237V238H227ZM29 238V239H28ZM50 238H51V240H50ZM53 238L54 239H56V243H55V241L53 240ZM61 238V239H60ZM84 238V239H83ZM105 238V239H104ZM130 238V239H129ZM138 238V239H137ZM152 238V239H151ZM155 238H160V239H155ZM191 238H193L192 240H191V242H190V240L189 239ZM205 238H207V239H205ZM219 238V239H218ZM225 238V239H224ZM228 240H227V239ZM259 238H262L263 240V245H261L262 247L258 250V249H256L257 247H258V240L257 239H259ZM28 239V240H27ZM80 239V240H79ZM92 239V240H91ZM129 239V240H128ZM132 239V240H131ZM133 239H134V241H133ZM137 239V240H136ZM142 239V240H141ZM144 239V240H143ZM147 241H146V240ZM187 239V240H186ZM53 240V242H51ZM67 240H69L68 241V243H67ZM73 240V241H72ZM79 240V241H78ZM90 240V241H89ZM138 240H139V242L140 243H138ZM142 242H141V241ZM166 240V241H165ZM167 240H168V242H167ZM172 240V241H171ZM7 243H6V242ZM10 241V242H9ZM66 241V242H65ZM87 243H85V242ZM151 241V242H150ZM188 241H189V244L187 245V243H188ZM209 241V242H208ZM48 242V244H46L45 245V243H47ZM64 242H65V244H64ZM76 242H80V243H82L80 246H82V247H79L78 246V243H77V245H76V247H75V249H74V245H75V243ZM255 242V243H254ZM12 243V244H11ZM28 243H31V241L29 240V242H27L26 244L28 245ZM53 245V248L51 247L52 245ZM60 243H63L64 245H62V244H60ZM73 243H74V245H73ZM79 243V244H80ZM86 244V246H84L85 244ZM154 245H153V244ZM194 243V248H193V246H192V244ZM197 243V244H196ZM211 243V244H210ZM3 244V245H2ZM6 244V245H5ZM8 244L10 245V246H8ZM51 245V246H48V245ZM55 244V245H54ZM66 244H68V245H66ZM71 244V245H70ZM84 244V245H83ZM199 244V245H198ZM201 244V245H200ZM45 245V246H44ZM59 245V246H58ZM72 246L71 248H70V246ZM136 245V246H135ZM187 245V247H190L189 245H191V247L192 248H187L186 249V246ZM195 245H196V248H195ZM4 246H6V247H4ZM43 246L45 247V248H49V250H47V249H43V251L44 250H47V251H44V252H46V253H44V252H42V249H41V247L43 248ZM54 246H56V248L54 247ZM77 246H78V249L79 250H83V252L82 251H77L76 249H77ZM87 246H89L88 248H87ZM197 246H199V247H197ZM10 248V249H8V248ZM40 247V248H39ZM51 247V248H50ZM64 247V248H63ZM69 247V248H68ZM87 248V250H86V248ZM106 247V248H105ZM59 248V249H58ZM62 248V249H61ZM70 249V250H72L71 252H70V250H69V252L68 251H66V249ZM82 248V249H81ZM109 248V249H108ZM146 248V249H145ZM38 249H40V250H38ZM54 249H56V250H54ZM64 249H65V251H64ZM85 249V250H84ZM189 249V250H188ZM195 249V250H194ZM197 249V250H196ZM262 249H263V251H262ZM10 251V252H8V251ZM53 250H54V252H53ZM58 250L61 252L60 254H62V255H57V253L59 254V252H58ZM62 250V251H61ZM258 250V251H257ZM41 251V252H40ZM57 251V252H56ZM64 251V252H63ZM77 252V254H78V256L77 255H74V259H73V257H72V254H74V252ZM147 251V252H146ZM260 251V252H259ZM5 252V253H4ZM67 252V253H66ZM75 252V253H76ZM79 252H82L81 253V255L79 254ZM85 252V253H84ZM12 253V254H11ZM15 253V254H14ZM44 253V254H43ZM49 253V254H48ZM54 253H56V255L54 254ZM68 253H70V255H65V254H68ZM83 253L85 254V256L83 255ZM94 253V254H93ZM254 253V254H253ZM41 254V255H40ZM244 254V255H243ZM4 256V258H2L3 256ZM6 255V256H5ZM16 255V256H15ZM18 255V256H17ZM43 255H44V257H43ZM50 255L51 256V258L49 257L48 258V256ZM54 255V256H53ZM83 255V256H82ZM194 255V256H193ZM202 255V256H201ZM259 255H260V257H259ZM15 256V257H14ZM31 256V255H30ZM40 256H42V259L40 258L39 259V257ZM47 256V257H46ZM53 256V257H52ZM58 257V259H56L57 257ZM80 256H82V257H80ZM229 256V257H228ZM16 257L18 258V259H16ZM26 258H27V255L25 256ZM24 257V259H26ZM55 257V258H54ZM62 257V258H61ZM63 257H66L65 259L63 258ZM71 257V258H70ZM79 257V258H78ZM86 257V258H85ZM7 260H6V259ZM14 258V260H12ZM28 258H29V254H28ZM46 258H48V260H46ZM53 258V259H52ZM59 258L62 260V259H64V260H60L59 261ZM75 258H77L78 260H76ZM81 258V259H80ZM85 258V259H84ZM30 260H31V257L29 258ZM29 259H27L26 261H28ZM49 259H50V261H51V263H50V261H49ZM54 259H56V260H54ZM80 259V260H79ZM83 259V261H81ZM12 260V261H11ZM73 260V261H72ZM8 261V262H7ZM11 261V262H10ZM53 261V262H52ZM57 261V262H56ZM70 261V262H69ZM75 261V262H74ZM77 261V262H76ZM86 261V262H85ZM256 261V262H255ZM6 262V263H5ZM30 262V261H29ZM227 262V263H226ZM264 262V258H263V260H262V262H261V264ZM27 264H28V262H27ZM264 264V263H263Z\"/></svg>",
	"mask_w": 264,
	"mask_h": 264
}]
</instances>
